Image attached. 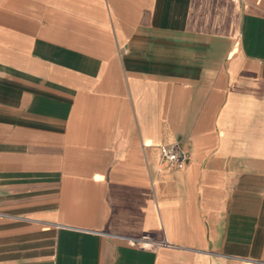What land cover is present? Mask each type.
<instances>
[{"label": "crops", "instance_id": "1", "mask_svg": "<svg viewBox=\"0 0 264 264\" xmlns=\"http://www.w3.org/2000/svg\"><path fill=\"white\" fill-rule=\"evenodd\" d=\"M0 264H264V0H0Z\"/></svg>", "mask_w": 264, "mask_h": 264}, {"label": "built area", "instance_id": "2", "mask_svg": "<svg viewBox=\"0 0 264 264\" xmlns=\"http://www.w3.org/2000/svg\"><path fill=\"white\" fill-rule=\"evenodd\" d=\"M162 159L169 166L182 168L187 160V155L185 153H177L173 149L166 147L162 149Z\"/></svg>", "mask_w": 264, "mask_h": 264}]
</instances>
